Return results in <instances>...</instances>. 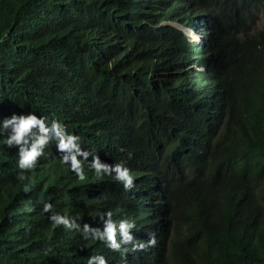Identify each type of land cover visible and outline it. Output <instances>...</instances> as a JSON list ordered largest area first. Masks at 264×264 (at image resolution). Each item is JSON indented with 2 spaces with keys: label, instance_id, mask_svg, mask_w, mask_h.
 Returning a JSON list of instances; mask_svg holds the SVG:
<instances>
[{
  "label": "trees",
  "instance_id": "1",
  "mask_svg": "<svg viewBox=\"0 0 264 264\" xmlns=\"http://www.w3.org/2000/svg\"><path fill=\"white\" fill-rule=\"evenodd\" d=\"M263 3L0 0V118L55 115L135 173L127 192L110 177L80 183L53 144L25 194L17 148L0 144V264H84L93 252L110 264H264ZM44 201L92 226L107 208L133 215L134 236L155 231L157 243L85 242L52 228Z\"/></svg>",
  "mask_w": 264,
  "mask_h": 264
},
{
  "label": "clouds",
  "instance_id": "2",
  "mask_svg": "<svg viewBox=\"0 0 264 264\" xmlns=\"http://www.w3.org/2000/svg\"><path fill=\"white\" fill-rule=\"evenodd\" d=\"M172 25L173 27L175 25V29H180L177 23L174 22ZM189 31L193 34L188 38L198 42V34L191 29ZM189 31L186 30L187 34H191ZM0 144L17 148L15 179L19 190L25 194L33 190L35 183L33 175L38 167L39 158H47L49 153L46 150L53 144L57 154L53 159L69 170L78 182L84 183L90 178L103 180L105 177H110L126 192L134 187L135 173L125 162L102 161L97 152L81 146V136L78 133L69 130L62 119L49 113L39 112L38 115L36 111L12 112L0 118ZM88 157L91 159L89 160ZM195 163L198 161L194 158L188 164ZM23 208L26 213L36 210L31 197L27 198ZM39 211L47 214L52 228L78 233L81 240L88 243L99 242L113 252L120 251L122 246H130L125 251L146 250L157 243L155 231H149L147 239L136 238L133 233L137 228L136 218L129 214L114 218L111 208L99 213L101 224L98 226H92L87 222L81 224L78 213L69 214L67 210H57L53 203L48 201L42 203ZM13 214L14 212L10 210L9 215ZM153 214L157 213L153 211ZM48 251L50 249H45L46 253ZM84 264H110V261L102 252H93L84 259Z\"/></svg>",
  "mask_w": 264,
  "mask_h": 264
},
{
  "label": "rangeland",
  "instance_id": "3",
  "mask_svg": "<svg viewBox=\"0 0 264 264\" xmlns=\"http://www.w3.org/2000/svg\"><path fill=\"white\" fill-rule=\"evenodd\" d=\"M174 27H175V25H174ZM255 29H256V31L264 30V3H263V6L261 8V12L259 14V19L257 21ZM183 32H184V35H186L187 37L192 35V34H187L186 30H183ZM192 37L195 38V36H192ZM204 41H205V39H204Z\"/></svg>",
  "mask_w": 264,
  "mask_h": 264
}]
</instances>
